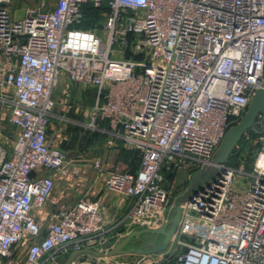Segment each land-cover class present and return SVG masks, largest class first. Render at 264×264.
Listing matches in <instances>:
<instances>
[{"label":"built area","instance_id":"2783aa9c","mask_svg":"<svg viewBox=\"0 0 264 264\" xmlns=\"http://www.w3.org/2000/svg\"><path fill=\"white\" fill-rule=\"evenodd\" d=\"M11 2L0 0V100L16 129L11 148L0 142V264H65L123 237L107 241L97 203L56 193L58 175L80 168L49 143L53 117L139 153L136 171L105 178L132 199L128 232L169 222L167 174L211 165L264 87V0H42L18 18ZM91 10L101 30H76ZM63 80L96 89L88 123L54 114ZM243 138L258 144L251 169L207 174L165 250L72 264H264V123ZM92 166L106 172L100 158Z\"/></svg>","mask_w":264,"mask_h":264},{"label":"rangeland","instance_id":"374dc122","mask_svg":"<svg viewBox=\"0 0 264 264\" xmlns=\"http://www.w3.org/2000/svg\"><path fill=\"white\" fill-rule=\"evenodd\" d=\"M42 0H12L10 7L15 17H22L28 6H36L41 3ZM55 0H47L49 5H52ZM90 8V6H87ZM78 31H88L91 28H97L101 30L102 22L94 15H89L84 22L76 26ZM96 89L92 86L82 85L72 82H60L56 92V115H65L74 120H83L84 123L89 122V112L95 103ZM60 120V119H59ZM58 118L54 117L52 120L53 127H49V135L53 137L54 143L59 144L58 146L64 150L68 160L72 161L73 164H81L80 158L88 154L90 158H100L104 162L105 170L112 167L113 165L118 169H125L130 171H136L140 162L135 149L124 145L122 143L109 144L107 137H104L101 133L92 132L90 130H84L83 127H76V125L67 124L66 122L59 121ZM53 128V129H52ZM63 129L61 136L56 135V130ZM16 136V129L10 122V109L9 106L0 100V142L6 147H11ZM243 139V138H242ZM258 144L254 142L242 140L238 144L235 151L232 153L229 159V164L239 165L244 162L247 167L251 169L249 165L253 160L254 154L257 152ZM93 168V167H92ZM98 175L100 172L95 170ZM202 169L198 167L187 168L186 170L179 171L173 174L166 182V186L170 192V199L168 204L176 205L181 196L187 190L192 183L194 177ZM71 176L72 180H75L77 176ZM189 175L191 179H189ZM59 177V175H58ZM57 177V178H58ZM67 178L62 176L58 178L59 187L61 188L64 184V179ZM207 174L202 176V181L198 183V186L203 185L207 181ZM160 237L159 242H161ZM176 243L172 242V246ZM169 249V248H168ZM183 249L178 253L181 254ZM70 256L63 255L64 260H68ZM170 264H178L177 258L170 261Z\"/></svg>","mask_w":264,"mask_h":264},{"label":"water","instance_id":"95a60500","mask_svg":"<svg viewBox=\"0 0 264 264\" xmlns=\"http://www.w3.org/2000/svg\"><path fill=\"white\" fill-rule=\"evenodd\" d=\"M260 116H262V121L258 122ZM261 123H264V87L257 90L243 119L228 129L213 154L212 164L196 174L190 186L181 196L180 201L174 205L175 212L169 222L156 229L142 228L131 230L116 242L108 253L88 248L74 251L65 264H72L80 254L112 256L125 253L150 254L165 250L179 229L181 215L186 203L194 200L196 189L198 183L202 181V176L224 171L230 156L237 148L246 131L259 127ZM160 237H162L161 242H159ZM138 243H141V246L137 247Z\"/></svg>","mask_w":264,"mask_h":264},{"label":"crops","instance_id":"0c3cea01","mask_svg":"<svg viewBox=\"0 0 264 264\" xmlns=\"http://www.w3.org/2000/svg\"><path fill=\"white\" fill-rule=\"evenodd\" d=\"M63 82H66V81L63 80ZM7 105L9 106V109L11 112V106L9 104ZM54 114L56 115L55 110H54ZM58 116H62V115H58ZM53 119L54 117L52 118V120ZM52 120H51L50 126L52 125ZM75 121L83 122V120H75ZM66 123L68 124L69 122H66ZM69 124L75 126V124H72V123H69ZM105 125H107V122L105 123ZM76 127H80V126L76 125ZM62 131H63L62 128L59 131L56 130V135L61 136ZM52 136L50 137L49 135V143L54 147L60 148L58 146L59 144L54 143ZM104 137L106 136L104 135ZM8 148H11V147H8ZM94 159H98V158H90L88 154L80 158L79 162H81V164H79L78 167L81 169V174L77 176L75 180H72L71 176H68L67 178H65L64 184L61 188L59 187L60 186L59 182H57V187L55 191L64 201H66L69 204H75L79 200H82V199L87 200L89 202L97 203L99 205V209L103 217L104 235L106 236L108 242H116L119 239L120 234L125 236L128 233L125 219L130 210L132 199L128 198L122 193L109 190L106 187L105 178H106L108 171L118 170V171L123 172L127 170L118 169L117 167L113 165L112 167L107 168L105 173H101V175H98L97 172H95L92 168L93 167L92 161ZM182 170H186V169L183 168ZM50 173H53V172H50ZM54 175H57V174L54 173ZM59 177L61 178V176ZM168 180H169V175L167 174V179L164 182V186L166 188H167L166 182ZM49 209H52V207L49 206ZM139 246H141V243L137 244V247ZM148 264L150 263L148 262ZM163 264H170V261L165 262ZM178 264L180 263L178 262Z\"/></svg>","mask_w":264,"mask_h":264},{"label":"trees","instance_id":"16d2710c","mask_svg":"<svg viewBox=\"0 0 264 264\" xmlns=\"http://www.w3.org/2000/svg\"><path fill=\"white\" fill-rule=\"evenodd\" d=\"M90 14H91V15H94V14H96V11L91 10V11H90ZM242 141L245 142V139L243 138ZM135 151H136V150H135ZM136 152H137V151H136ZM137 154H138V156H139V153H138V152H137ZM173 174H175V173H173ZM173 174H169V178H170L171 176H173Z\"/></svg>","mask_w":264,"mask_h":264}]
</instances>
